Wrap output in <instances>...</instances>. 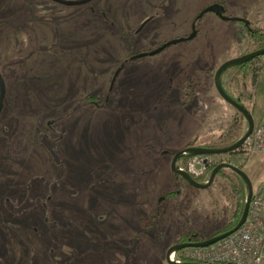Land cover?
<instances>
[{
  "label": "rangeland",
  "instance_id": "obj_1",
  "mask_svg": "<svg viewBox=\"0 0 264 264\" xmlns=\"http://www.w3.org/2000/svg\"><path fill=\"white\" fill-rule=\"evenodd\" d=\"M214 4L264 30V0H0V264H169L181 241L230 225L239 202L230 181L218 175L198 189L172 162L249 132L215 84L224 63L255 50L247 28L209 13L194 40L139 58L188 39ZM263 64L220 77L250 111ZM247 155L257 190L264 152Z\"/></svg>",
  "mask_w": 264,
  "mask_h": 264
},
{
  "label": "built area",
  "instance_id": "obj_2",
  "mask_svg": "<svg viewBox=\"0 0 264 264\" xmlns=\"http://www.w3.org/2000/svg\"><path fill=\"white\" fill-rule=\"evenodd\" d=\"M241 149L246 154L264 152V124L255 127ZM203 157L207 156L185 153L181 158L183 163L191 158L193 162L184 167L179 163L178 169L191 176H202L211 167V163ZM168 260L177 264H264V185L254 190L247 219L237 232L209 247L174 251Z\"/></svg>",
  "mask_w": 264,
  "mask_h": 264
},
{
  "label": "water",
  "instance_id": "obj_3",
  "mask_svg": "<svg viewBox=\"0 0 264 264\" xmlns=\"http://www.w3.org/2000/svg\"><path fill=\"white\" fill-rule=\"evenodd\" d=\"M55 3H58L60 5L63 6H81V5H87L90 4L91 2H93L94 0H80L77 2H67L64 0H51ZM215 14L216 16H218L221 19L224 20H231L233 22H240V23H246L248 25V21L246 19H242V18H232V17H226L225 16V8L222 5L219 4H214L209 6L208 8H206L198 17V19H200L202 16H205L206 14ZM197 19V20H198ZM146 24L143 25V27L138 31L141 32L143 30V28L145 27ZM197 36V30H196V23L193 25V33L190 35V37L188 39H178L172 43H166L165 45H163L162 47H160L159 49L155 50L152 53H145L139 56V58H144L147 56H156L161 54L162 52H164L167 48L171 47L172 45H176L179 43H182L184 41H192L196 38ZM264 56V50L259 51V52H255L252 54H248L245 56H242L240 58L237 59H233L230 60L226 63H224L218 70L217 74H216V78H215V84H216V88L219 92V94L221 95V97L230 105H232L238 112L242 113L249 124V132L244 136V138H242L237 144H235L234 146H232L231 148H227V149H222V150H210V149H204V148H189L183 152H180L179 154H177L172 162V172H174L175 174L181 176L185 181H187L188 183H190L192 186L198 188V189H208L215 181L216 177L219 175V172L222 169H228L231 170L235 173H237L238 175H240L248 184L249 186V195L246 201V205H245V209L241 218V221L239 223V225L233 229L232 231L223 234L219 237L213 238V239H209L206 240L204 242H199V243H186V244H180L177 246L172 247L166 256L167 262L169 264H177V263H172L168 260L169 255L174 252V251H180L183 249H187V248H192V247H209L211 245H214L216 243H218L219 241L231 236L232 234H234L235 232H237L245 223L248 213H249V207H250V203H251V199L253 197V193H254V188L253 185L250 181V178L240 169H237L235 167H232L226 163L220 164L212 173V176L210 178L209 184H207L206 186H203L202 184L198 183L196 180H194V178L187 172L184 171H180L178 169L177 166V162L179 159H181L185 153H188L190 155H194V156H212V155H224L230 152H234V151H238L242 148V146L244 145V143L252 136L254 129H255V123L254 120L252 118V116L250 115L249 111L247 109H245L243 106H241L240 104H238L236 101H234L233 99H231L228 94L223 90L222 86H221V82H220V77L222 75V73L227 70L228 68H230L233 65L236 64H240V63H244V62H248L251 60H254L256 58L259 57H263ZM6 94H7V87H6V83L2 77V75L0 74V115L4 109V102H5V98H6ZM182 264H198V263H182Z\"/></svg>",
  "mask_w": 264,
  "mask_h": 264
},
{
  "label": "trees",
  "instance_id": "obj_4",
  "mask_svg": "<svg viewBox=\"0 0 264 264\" xmlns=\"http://www.w3.org/2000/svg\"><path fill=\"white\" fill-rule=\"evenodd\" d=\"M198 21H199V19L196 20V25H197ZM227 21L230 22L231 20H227ZM242 24H244L245 27L247 28V31H248L249 37L251 39V42L253 44V47H255V50L252 53L264 50V30H253L249 23H248V25L246 23H242ZM252 53H250V54H252ZM260 58L261 57L256 58V59L251 60V61H248V62L236 64V65L231 66L230 68L252 67L254 65V63H256ZM253 81H254V85H255V100H256V102H254V106H253L251 111L243 105V103L240 99H234L227 92L226 93L228 94V96L231 99H233L238 104H240L245 109H247L249 111L250 115L252 116L253 120L255 121V124L258 123V124H256V126H259V124H261L264 121V64L262 67L254 69ZM260 103H261V106L259 105ZM238 113H239L238 115H240V117L242 119H246V117L242 113H240V112H238ZM242 138H244V137H242ZM241 139H237L236 141H232L228 145H225L222 147L199 146V148L210 149V150L227 149V148H231L232 146L237 144ZM191 148H196V147L193 146ZM192 156H194V155H192ZM212 156H215V155H212ZM224 156L227 157V161L224 163H226L232 167H235L237 169H240L242 171L247 167V165L249 163V159H250L249 156L242 151V149H240L238 151H234V152L224 154ZM219 165L220 164L214 165L208 169V173L210 172V176H212L213 171ZM232 173L238 178L237 184L234 183L230 178H228L224 174V169H222L219 172V175L224 176V178H226L228 181H230V184L233 188V191L238 196L239 202H238L237 210H236V213L234 214L233 220L230 222V225L226 226L224 229H222L219 232L212 235V237L210 239L219 237L223 234H226V233L232 231L233 229H235L239 225V223L241 221L248 195H247L245 188H244L245 180L240 175H238L237 173H235L233 171H232ZM196 180L198 183H201L199 179H196ZM194 238H189V239L183 240L180 242V244L199 243V242L206 241V240L197 241V239H194ZM185 263H191V262H185Z\"/></svg>",
  "mask_w": 264,
  "mask_h": 264
},
{
  "label": "flooded vegetation",
  "instance_id": "obj_5",
  "mask_svg": "<svg viewBox=\"0 0 264 264\" xmlns=\"http://www.w3.org/2000/svg\"><path fill=\"white\" fill-rule=\"evenodd\" d=\"M227 15L226 8H225V16Z\"/></svg>",
  "mask_w": 264,
  "mask_h": 264
},
{
  "label": "crops",
  "instance_id": "obj_6",
  "mask_svg": "<svg viewBox=\"0 0 264 264\" xmlns=\"http://www.w3.org/2000/svg\"><path fill=\"white\" fill-rule=\"evenodd\" d=\"M263 186V185H262Z\"/></svg>",
  "mask_w": 264,
  "mask_h": 264
}]
</instances>
